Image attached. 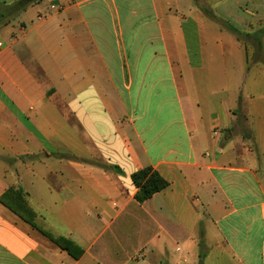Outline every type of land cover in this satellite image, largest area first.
Here are the masks:
<instances>
[{
	"label": "crops",
	"instance_id": "0c3cea01",
	"mask_svg": "<svg viewBox=\"0 0 264 264\" xmlns=\"http://www.w3.org/2000/svg\"><path fill=\"white\" fill-rule=\"evenodd\" d=\"M17 14L0 27V196L20 190L83 254L0 203V264H264V0ZM147 167L168 187L139 204L131 176Z\"/></svg>",
	"mask_w": 264,
	"mask_h": 264
},
{
	"label": "trees",
	"instance_id": "16d2710c",
	"mask_svg": "<svg viewBox=\"0 0 264 264\" xmlns=\"http://www.w3.org/2000/svg\"><path fill=\"white\" fill-rule=\"evenodd\" d=\"M42 0H20L17 1L12 6L7 7L2 12H0V21L9 17V10L14 12H19L24 10L27 6L31 4L38 3ZM229 30L242 36L241 32L234 29L231 26H226ZM264 36V28L260 29L253 35V39L256 41L257 45L260 47V38ZM131 180L137 189L134 199L137 203L142 204L145 201L152 198L155 194L163 191L168 187V183L151 167L141 169L131 176ZM0 203L8 208L12 213H14L21 220L29 224L33 229L39 231L43 236L47 237L54 245H56L60 250L65 251L71 258L78 260L82 254L83 250L75 244L73 241L58 237L53 238L50 234L40 229L35 224V213L29 208L22 192L18 189L9 188L0 196Z\"/></svg>",
	"mask_w": 264,
	"mask_h": 264
},
{
	"label": "rangeland",
	"instance_id": "374dc122",
	"mask_svg": "<svg viewBox=\"0 0 264 264\" xmlns=\"http://www.w3.org/2000/svg\"><path fill=\"white\" fill-rule=\"evenodd\" d=\"M17 1H20V0H0V9H1V7H4L6 4L7 5L9 4V6H12ZM11 10L8 11L9 12V14H8L9 17H7V18L3 19L2 21H0V27H2L3 24H5V23L13 22L15 20V18L17 17V15H18L17 12H14V11L11 12ZM248 47L250 49V51L248 53V56L251 57L252 48L250 46H248ZM262 57H264V50H262V52H260L258 58H262ZM249 63H253V60L251 59L249 61ZM260 81L264 82V77H262L260 79ZM262 84H264V83H262ZM180 257L185 260V262L183 264H199L201 262L200 259L196 258V254L194 252H192V253H181ZM139 258H143V255L140 256Z\"/></svg>",
	"mask_w": 264,
	"mask_h": 264
},
{
	"label": "water",
	"instance_id": "95a60500",
	"mask_svg": "<svg viewBox=\"0 0 264 264\" xmlns=\"http://www.w3.org/2000/svg\"><path fill=\"white\" fill-rule=\"evenodd\" d=\"M199 264H202L201 262Z\"/></svg>",
	"mask_w": 264,
	"mask_h": 264
}]
</instances>
